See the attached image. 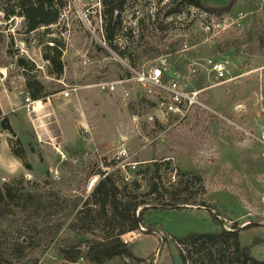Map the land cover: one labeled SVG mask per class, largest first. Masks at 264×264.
Masks as SVG:
<instances>
[{"label":"rangeland","instance_id":"rangeland-1","mask_svg":"<svg viewBox=\"0 0 264 264\" xmlns=\"http://www.w3.org/2000/svg\"><path fill=\"white\" fill-rule=\"evenodd\" d=\"M202 1L213 7L230 2ZM171 6V0L130 1L121 15L117 53L104 41L101 0H68L51 28L52 37L63 43L60 77L49 72L43 57L42 42L50 38L41 32L25 34L22 18L7 20L0 10V110L14 132L2 125L0 186L22 179L25 192L59 191L74 198L87 195L93 170L115 167L125 180L145 177L135 174L145 169L148 175L138 190L145 194L153 162L170 160L163 169L164 183L177 181V170L201 174L206 193L189 197L192 203L203 199L207 206L149 209L145 219L155 232L125 234L130 250L152 257L151 264H182L177 238L249 223L240 230V242L264 260V0H235L223 15L184 5L180 13L167 16ZM22 57L29 67L19 65ZM210 60L226 63L230 72L224 80H214ZM156 68L164 71L163 83L176 75L184 90L199 91V103L185 116L168 113L163 103L167 94L142 79ZM27 76L44 85L43 99L35 101L27 92ZM20 147L25 160L15 154ZM104 157L120 161L107 167ZM17 161L20 168L9 176ZM15 211L20 229L23 213ZM67 214L58 211L52 218L65 225L44 254L34 246L27 259L87 264L85 259L65 261L60 249L83 243L100 228L95 234L75 232ZM256 239L263 241L254 243ZM107 264L135 263L117 258Z\"/></svg>","mask_w":264,"mask_h":264},{"label":"trees","instance_id":"trees-1","mask_svg":"<svg viewBox=\"0 0 264 264\" xmlns=\"http://www.w3.org/2000/svg\"><path fill=\"white\" fill-rule=\"evenodd\" d=\"M68 0H3L0 10L7 20L12 17L22 18L23 32L25 34L42 33V38L49 40L42 42L44 46L43 57L50 64L49 72L60 77L63 73L62 42L52 37V26L59 23L62 11ZM132 0H101L103 6V19L105 27L104 41L117 53L115 44L117 33L122 29V12ZM172 6L167 16L180 13L184 5H190L204 12L214 15H223L231 11L235 0L221 7H213L202 0H171ZM42 30V31H40ZM121 52V51H120ZM19 65L29 67V61L19 59ZM27 92L33 100L43 99L44 85L37 79L27 76ZM1 113V110H0ZM3 128L14 133L8 119L3 121ZM15 154L25 160V151L22 147L14 149ZM118 158L104 162L109 166H117ZM170 160L154 161L149 173L147 183L148 193L139 194L141 179L147 178L146 171L135 174L144 176L141 179L125 180L121 177V169L112 171L98 168L90 175L99 174L100 180L87 195L63 196L59 191L47 193L25 192L22 188V179L16 182L4 183L0 186V264H34L37 260L27 259L30 248L35 246L41 255L46 246L51 245L57 235L62 231L65 223L54 224L52 218L58 211L68 210L73 220L70 227L75 232L95 234L96 228L100 233L94 237L62 247L60 249L63 259L70 263L85 259L87 264H107L114 259L129 260L131 263L151 264L152 257L144 258L135 255L129 248L128 242L123 239L127 233L134 232L143 226L145 234H152L155 229L148 225L145 213L149 209L188 208L192 205L207 206V203L191 201L189 196L206 193L204 178L201 174L192 171H178L179 179L164 183L163 169ZM30 166L29 163H25ZM150 166L146 168L149 169ZM146 169V170H147ZM90 176V177H91ZM167 184V185H166ZM184 195L186 197L182 198ZM153 196L150 201L145 198ZM194 198V197H193ZM154 202L155 205H151ZM200 208V207H199ZM23 213L25 226L17 229L18 220L14 219L15 210ZM212 209V207H211ZM213 210V209H212ZM216 221L219 215L215 213ZM33 222V223H32ZM148 225L147 227H145ZM249 223L238 227L233 224L231 228H223L221 232L190 233L185 237L177 238L181 253L182 264H264V260L257 259L251 254V246H243L240 242V230L249 227ZM45 226V227H44ZM15 231L17 237H14ZM12 238V242L9 239ZM263 241L256 239L254 243ZM150 259V261H148ZM154 259V258H153Z\"/></svg>","mask_w":264,"mask_h":264},{"label":"built area","instance_id":"built-area-1","mask_svg":"<svg viewBox=\"0 0 264 264\" xmlns=\"http://www.w3.org/2000/svg\"><path fill=\"white\" fill-rule=\"evenodd\" d=\"M209 70L214 75V80L217 82L224 80L230 72L229 68L226 66V63L212 60L209 61ZM163 72L164 71L162 69L156 68L150 72L148 78L143 77L142 79L153 83L156 87L167 94V96L163 98V103L165 104L166 111L168 113L174 115H177V113H182L185 116L186 113L191 110L196 103H199L197 100L199 91L189 92L184 90L181 86L179 78H177L176 75L170 77L166 83H163L161 80ZM23 93L24 92H21V94ZM25 100L33 104L31 98L28 95L25 96ZM28 110L30 109L28 108ZM2 116L3 115L0 113V137L2 136ZM121 154L125 156L127 155V152L123 150ZM105 174H108V171ZM100 177L101 176L99 174H95L88 179L86 183L87 194L93 190V188L99 182ZM143 229L144 227L140 226V230Z\"/></svg>","mask_w":264,"mask_h":264},{"label":"clouds","instance_id":"clouds-1","mask_svg":"<svg viewBox=\"0 0 264 264\" xmlns=\"http://www.w3.org/2000/svg\"><path fill=\"white\" fill-rule=\"evenodd\" d=\"M20 168V162H16L10 169H8L9 172V176L11 175H15L17 173V170ZM7 178V177H6ZM27 178H31L30 176H28Z\"/></svg>","mask_w":264,"mask_h":264},{"label":"crops","instance_id":"crops-1","mask_svg":"<svg viewBox=\"0 0 264 264\" xmlns=\"http://www.w3.org/2000/svg\"><path fill=\"white\" fill-rule=\"evenodd\" d=\"M245 131L249 132L248 130H245ZM15 133H16V134H17V136H18V132H17V130H16V126H15ZM251 171H252L251 173H253V172H254V171H253V169H252ZM255 173H256V174H258V172H255ZM256 182H257V181H256ZM251 185H254V184H252V183H251ZM141 236H142V234H141V235H139V236H137V237L139 238V237H141ZM137 237H136V238H137ZM129 244H130V243H129Z\"/></svg>","mask_w":264,"mask_h":264}]
</instances>
